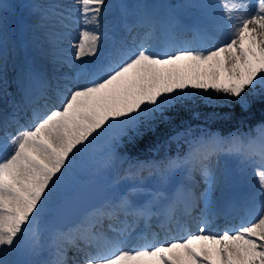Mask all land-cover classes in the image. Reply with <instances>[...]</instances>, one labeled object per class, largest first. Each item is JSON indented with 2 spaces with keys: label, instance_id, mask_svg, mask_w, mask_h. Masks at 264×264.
I'll return each instance as SVG.
<instances>
[{
  "label": "snow or ice",
  "instance_id": "1",
  "mask_svg": "<svg viewBox=\"0 0 264 264\" xmlns=\"http://www.w3.org/2000/svg\"><path fill=\"white\" fill-rule=\"evenodd\" d=\"M75 4L78 11L61 0H45L32 8L41 19L55 15L61 23L99 27L103 10L109 7L106 0H75ZM202 7L221 9L225 39L217 46L166 51L140 43L106 53L102 46L105 34L85 27L74 45V59L82 63L77 66V77L65 85L62 107L44 114L35 111L27 126L13 118L14 130L7 117H0V264H12L9 256L35 247L49 225L55 258L46 264H264V125L256 129L255 139L243 133L226 137L205 134L190 142L182 162L169 159L153 165L160 170L161 184L182 164L200 165L208 185L206 201L224 181L222 174L207 166L213 157L237 155L255 165L258 188L253 186L250 197L251 219L238 227L213 232L210 221L202 219L198 232H187L182 216L190 214L188 209L195 207L196 197L184 189L175 191L160 214L162 230L170 232L175 224L184 235L164 243H158L152 234L151 239L141 236L143 243L127 249L129 233L125 231L121 233L124 239L105 240L100 245L101 236L95 229L101 217L123 212L147 220L156 215L151 201L137 205L130 199L131 193L70 223H56L55 217L42 222L47 211H55L57 217L70 216L83 198L77 161L87 156L101 137L131 140L141 134L142 127L151 128L164 120L170 106L197 97L211 102L204 95L210 90L237 101H243L248 90L260 89L264 95V0H256L254 5L248 0H220L219 5ZM139 15L142 23H154L149 10ZM21 87L30 102L31 91L24 80ZM115 147L113 143V155ZM162 197L163 192H157L152 200ZM182 201L185 211L178 213Z\"/></svg>",
  "mask_w": 264,
  "mask_h": 264
},
{
  "label": "rangeland",
  "instance_id": "2",
  "mask_svg": "<svg viewBox=\"0 0 264 264\" xmlns=\"http://www.w3.org/2000/svg\"><path fill=\"white\" fill-rule=\"evenodd\" d=\"M157 1H163V6L165 9V18L170 15L174 19L167 21H159L156 26H154V32L158 34L161 32V27L163 23L167 24L169 27H176V25H174V21H176L177 23H185L188 26H194L196 16L204 14L206 10H210L209 8L202 7L206 4L205 2L207 0H106V4L109 6L107 8H110L122 2V11L119 14H115V17L112 19L116 18L117 20H119L118 22L121 21L126 23V30L127 32H129V28L134 27V24H132L134 22V19L141 20L139 13L142 10H149L151 13H153V16L159 14L154 9L155 3ZM48 2L51 3L53 2V0H48ZM61 2L67 4L66 0H61ZM44 3L45 0H0V32H2L0 54L6 56L8 55V53H10V49L13 43V41L11 40V34H13L15 38L16 29L21 31L23 35L22 41L24 43V51H27V54H29L31 57L36 54L37 57L35 58L39 57L42 59V62L40 61L41 65H34L33 68L37 69L38 71L40 68L42 69L39 72L43 77V81L47 83L49 89L51 90L49 91L52 93L54 98L60 101L61 96L63 98V95L66 94L65 85L69 83L67 81L65 82V80H63L64 82L59 81V78L62 79L64 75L63 72L58 73L59 64L57 63V61L63 58L61 53L65 52L66 49L70 47V44L64 43L62 38L64 34L72 33V23H61L59 18L55 15H49L48 18L45 20L38 19V15V17H33L31 13H37L38 10L32 8V5H43ZM129 5H131L130 9H128ZM125 7L127 9H125ZM214 12L217 14V17L222 16L220 10L216 9L214 10ZM102 16H104V11L102 13ZM110 21L111 19H108V21L104 20L102 25L97 27V32L104 33L107 39L109 40L112 33H114L113 42H115L117 39L116 35L121 30V28H119V25H117L116 28L112 27L114 23L108 24ZM213 21L214 19L211 20L212 24H214ZM65 24H68V26L66 27ZM107 25L108 27H111L109 28L111 32L107 30ZM94 26L95 25H90V28H93ZM141 32L142 31L139 30L138 33ZM163 38L164 37H162V39ZM221 41H218L217 44ZM142 43H146L147 46L160 49L156 42L150 43L149 41L142 39ZM217 44L215 46H217ZM121 45L131 47L136 46L137 44L135 41H128L127 33L123 35V43ZM194 48H199L201 50L206 49L201 46H196ZM35 58L33 57V59ZM5 66L6 63L0 60V74L2 75L6 73L10 77H13L16 74V71L14 72L12 69L9 70ZM27 68V63L23 64L24 71L22 70V66L20 65V74H23V77L26 74ZM7 85L8 84L6 83L5 86ZM59 89L61 90V92H58ZM0 98L2 99V101L7 103V105L13 104V108L5 109L7 113L11 114L10 110L13 109V112H15L16 110L21 109L22 107L23 110L21 109V112L23 111V115L25 114L24 112H26V110L22 105V100L18 98V95L16 97L15 94H5V96L2 95L0 96ZM20 116L21 115L16 114L15 120L23 124V117ZM26 116L27 115H24V117ZM257 128L258 127H256L252 133H246V135H250L254 139L257 138ZM236 133L237 132L232 134ZM217 135L225 137L220 134ZM202 136L204 135L188 139V148L186 150L185 156L180 159L181 162L189 153L190 142L197 140ZM113 143H115V141H113L111 135L101 137L95 148L82 160L77 161L76 171L78 174L77 178L82 182L81 190L84 191L85 189H93L95 191H98V197L101 199L98 207L105 206L110 203H116L120 199V196L128 192H134V190L143 191L149 196H153V194L157 192H163V196L170 197L172 194L175 193L179 186H182V178L190 169L188 167L190 163L182 164L180 168L176 169L175 171L169 174L168 181L165 184H161L159 178L160 170L156 167H153V165H158V163L152 156L150 159H146L140 161L137 164H134L125 157H119L116 152L115 155H113L111 149V145ZM247 164L248 162L243 157L237 155L213 157L207 163V166L211 172L222 174L224 177V181L223 183L219 184L218 188L213 192L212 196L207 201L204 197V193L208 188V185L205 182V175L204 173H195V179H199L203 183V185L193 189L194 185L189 184L191 186H186L182 188L186 191H190L196 197L195 207L188 209L189 212L192 211V214H185V220L189 223V230H187V228L185 227V230L187 232H198V224L201 222L202 219H207L210 221L209 229L211 231L220 232L219 230L221 228H216V225L219 224V221L217 219H220L219 214L222 212L221 208L226 205H231L232 203H235L237 201L238 202L236 206L237 208H240L241 203L238 197V191L240 190L238 189L245 188L246 185L244 184V179L245 183L247 184L251 183L252 181L245 173L241 171V169H244L245 171ZM229 179H231V181L234 183L232 184V190H228L227 184ZM84 202L85 201H80L79 203L82 204L80 205L78 203L75 207L76 209L73 208L72 211L80 212L83 208L86 207L84 205ZM136 204L143 205L144 203ZM152 205L158 207V205L155 203ZM184 209L185 206L182 201L177 205V212L184 213ZM197 209L200 212V216L198 219H195L194 214L195 210ZM153 210L156 209L152 207V211ZM53 212L54 211L45 212L42 217V222L49 221L51 217H53ZM78 212L73 214L74 217L76 216L75 218L71 216L68 221L66 220L67 223H70L81 214ZM214 214H217V217L213 218L212 216ZM125 216L126 215H124L123 212H117L115 216L111 217L105 215L100 218V221L97 224L95 231L101 236V239H109L111 225L118 226L119 229H123V227L131 225L132 217L134 216H131L128 220H126ZM235 216V214L230 215V217ZM64 217L67 216H61V218ZM241 218L245 222L250 219L249 216H247L246 214H242ZM137 220V222H139L138 225H131V228L133 230L132 235H135L139 231V226L141 225V223H143L142 217L137 218ZM224 226L225 225H223L222 227ZM51 227L52 225H49L48 232L42 231V234L39 238V242L35 247L31 246L30 264L41 263L47 260L49 255L51 256V258H53L54 249L51 245V240L49 236ZM226 227L227 229H231L228 226ZM49 246H51L52 253H49ZM130 249H132V247ZM38 251L42 252L38 253ZM15 257L16 256H14V260ZM8 258L10 259V256Z\"/></svg>",
  "mask_w": 264,
  "mask_h": 264
},
{
  "label": "bare ground",
  "instance_id": "3",
  "mask_svg": "<svg viewBox=\"0 0 264 264\" xmlns=\"http://www.w3.org/2000/svg\"><path fill=\"white\" fill-rule=\"evenodd\" d=\"M207 1L205 2L206 3L205 5H208V4L219 5L220 4V0H207ZM66 2L67 4L72 3L74 5V8L78 11L79 5L75 4V0H66ZM248 2L254 5L256 3V0H248ZM200 6H201V3H200ZM122 8H123V5H122V2H120L114 5L113 7L106 8L105 10H103L104 16H101L99 26L102 25L104 20L108 21V19H111V21L108 24L115 23V28L117 27V25H119V28H121V30L116 35L117 39L115 42H113V36H112L114 35V33H112L110 40L107 39V37L106 39L102 40V46L104 47L106 53L109 51L114 52L116 49L120 48L122 46L121 44L123 43V35L127 33H128L129 42L135 41L136 44L139 45L140 43H142V39H145L146 41H149L150 43L156 42L160 49L166 50V51H174L176 50V48L182 47V46H189L193 48L196 46H201L207 49V48L214 47L218 41L225 39V31L223 28V21H222L223 18L222 16L217 17V14L214 12V10L216 9L220 10L221 12V9L219 7L211 8L209 11L206 10L204 14L196 16V19L194 21V26H188L185 23H182V22L177 23L176 21H174V25H176V27L174 26L169 27L167 24L163 23L161 27V32L159 34L154 32V26H156V24L159 21L174 20L170 15L167 18H165V14H164L165 9L163 6V1H157L155 3L154 9L159 14L154 16V23L151 26L142 23V21L139 19H134V22L132 23L134 24V27L129 28V32H127L126 30L127 28L126 23L121 22V21L118 22L119 20H117L116 18L112 19L115 17V14H119L122 11ZM130 8H131V5H129L128 9ZM125 9L127 8L125 7ZM31 14L33 15V17L37 16V13L32 12ZM208 16H209V19H208ZM38 19L42 20L40 17ZM212 19H214L213 21L214 24H212L211 22ZM85 27L89 31H96V32L98 31L97 26L90 28V25L84 26L82 24L72 23V26H71L72 33L64 34L62 38L64 43L70 44V47L67 48L65 52L61 53L63 58L57 61V63L59 64L58 73L63 72V75H64L62 79L59 78L60 82H64L63 80H65V82L67 81L69 83L70 81L76 78V73H78L79 71L77 66L80 65L82 61H76L74 59V53L76 51L74 45L79 42L80 32ZM109 27L107 25L106 27L107 30H109ZM139 30L142 32L138 33ZM15 35L16 37L14 38L13 34H11L12 36L11 40L13 41V43L10 49V53H8V55L6 56L5 55L3 56L0 54V60L6 63L5 67L7 69L9 70L12 69L14 72L16 71V74L13 77H10L6 73L2 75L0 74V96L2 95L5 96V94H10V95L15 94L16 97L18 95V98L20 100H26L24 96V91L21 87V81L24 80L26 82V85L29 87L31 91V100L30 102L27 100L31 107V112L28 113L27 117H24L23 111L21 112V109H18L15 112H13V109H12L10 110L11 114H9L5 111V109L13 108V104L7 105V103L2 101V99L0 98V117H7V119L10 122V127L13 130L16 125L15 123H12V121H13V118H16V114L21 115L23 117V122H24L23 125L27 126L28 124L32 122L33 113L35 111H38L40 114H44L53 107L59 108L62 106L60 101L55 99L52 93L50 92L51 90L49 89L47 83L43 81V77L39 72L42 69L40 68L38 71L37 69L33 68L34 65H41L40 61L42 62V59L39 57L35 58L37 57L36 54L33 56L35 59H33V57L27 54V51L26 52L24 51V43L22 41L23 35L21 31L16 29ZM162 37L164 38L162 39ZM94 59L95 58H92V57L84 58V60H94ZM25 63L28 64V68L26 69V74L23 77V74H20V65L22 66V70L24 71L23 64ZM6 83L8 84L7 86H5ZM58 92H61V90L59 89ZM35 97H38L40 99L39 105L35 103L34 101ZM61 99H62V96H61ZM19 124L21 123L19 122ZM188 167L190 169L187 171L185 176L182 178V186H179L177 189H182L186 186H191V185H194L193 189H195L196 187L203 185V183L199 179H195V173H199V174L204 173L202 171L201 166L198 164L190 163ZM255 167H256L255 165L248 163L246 165L245 171L244 169H241V171L245 173L252 181L251 183L247 184L245 183V179H244V184L246 185L245 188L238 189L240 190L238 191V194H239L238 197L241 203L240 208H237L236 206L238 201L235 203H232L231 205H228V206L226 205L221 208L222 212L219 214L220 219H217L219 221V224L216 225V228L217 227L221 228L219 230L220 232H222V230L223 231L226 230L227 229L226 226L230 228L238 227L243 221V219L241 218L242 214H246L247 216H249L248 213L251 210V206H252L250 197L253 191V186L255 185L258 188ZM232 184L234 183L231 181V179H229L228 184H227L228 190H232L233 188ZM172 196L173 194L170 197L163 196L161 199L153 201L152 200L153 196H149L143 191L131 192L130 198L138 204L140 203L145 204L151 201L152 204L155 203L158 205V207H156L155 205L152 206L153 208L156 209V212H155L156 215H153L151 217V219H155L158 221V226L157 227L154 226L150 222L151 219L145 220L144 218H142L143 223H141V225L139 226V229L144 228L149 231V234L147 236L149 239L152 238V234H156L158 243L167 242L172 238L179 239L181 236L184 235L182 231H179L177 229L175 224L172 225V229L170 232H166L164 230V232L162 233L160 231L161 229L160 224L163 218L160 214L164 211V208L168 202V199H170ZM183 204L186 207L185 202H183ZM225 212L228 214H226ZM189 213L192 214V211ZM232 214H235L236 216L234 218H230L229 216ZM194 216H195V219L199 218L200 212L198 209L195 210ZM212 217L213 218L217 217V214H214ZM249 218L251 219L250 216ZM182 220L184 222V225L188 226L186 227L187 230H189V223L185 220V215L182 216ZM137 221H138L137 217L135 216L132 217L131 225L132 226L138 225L139 222ZM131 225L123 227V229L122 228L119 229L118 226L111 225L109 239H106V238L101 239L99 241L100 245L102 246L105 240L111 241V240H117V239H124V236H122L121 233L127 231L129 235L127 237V243L125 244V247L127 249H130L131 247L132 248L137 247L139 244L143 243V240L140 239L139 236H137L138 232L135 235H132L133 230L131 228ZM223 225L225 226L222 227ZM49 248H50L49 253H52L51 246H49ZM40 252L42 251H38V253ZM14 256L15 254L11 255L10 259L8 258L12 262V264H14L13 262ZM69 256H72V253H69ZM54 258H55V255L53 256V258H51V256L49 255L47 260L41 263H38V264H46V261H51Z\"/></svg>",
  "mask_w": 264,
  "mask_h": 264
},
{
  "label": "trees",
  "instance_id": "4",
  "mask_svg": "<svg viewBox=\"0 0 264 264\" xmlns=\"http://www.w3.org/2000/svg\"><path fill=\"white\" fill-rule=\"evenodd\" d=\"M248 91L250 94L243 101L209 91L204 95L209 96L211 102L197 97L170 106L165 109L164 120L154 123L151 128L142 127L140 135H134L131 140L120 137L117 152L137 161L154 156L161 163L173 156H184L185 141L192 137L214 132L223 136L233 132L252 133L264 124V95L260 89Z\"/></svg>",
  "mask_w": 264,
  "mask_h": 264
},
{
  "label": "water",
  "instance_id": "5",
  "mask_svg": "<svg viewBox=\"0 0 264 264\" xmlns=\"http://www.w3.org/2000/svg\"><path fill=\"white\" fill-rule=\"evenodd\" d=\"M96 203H98V200L96 201ZM29 258L30 246L26 247L23 251L18 253L16 264H29Z\"/></svg>",
  "mask_w": 264,
  "mask_h": 264
}]
</instances>
